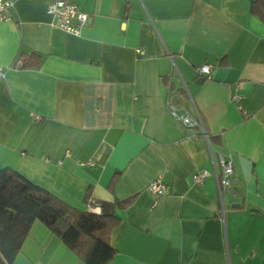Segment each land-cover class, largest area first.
<instances>
[{
  "label": "crops",
  "instance_id": "crops-1",
  "mask_svg": "<svg viewBox=\"0 0 264 264\" xmlns=\"http://www.w3.org/2000/svg\"><path fill=\"white\" fill-rule=\"evenodd\" d=\"M54 1L13 0L0 22V169L82 211L134 197L115 210L110 264H264L254 0H63L91 18L78 35L48 12ZM170 97L203 127L173 118ZM228 154L234 178L221 197L214 174L193 176L221 175ZM155 180L166 194L149 189ZM13 264L85 263L35 221Z\"/></svg>",
  "mask_w": 264,
  "mask_h": 264
},
{
  "label": "trees",
  "instance_id": "trees-1",
  "mask_svg": "<svg viewBox=\"0 0 264 264\" xmlns=\"http://www.w3.org/2000/svg\"><path fill=\"white\" fill-rule=\"evenodd\" d=\"M250 11L264 23V0ZM22 59V55L15 64ZM22 67V64L19 66ZM87 191L84 199H89ZM134 197L102 202L100 212L82 211L33 184L12 168L0 169V264H13L35 221L41 222L85 264H110L116 250L111 233L120 224L115 210L129 207Z\"/></svg>",
  "mask_w": 264,
  "mask_h": 264
},
{
  "label": "built area",
  "instance_id": "built-area-1",
  "mask_svg": "<svg viewBox=\"0 0 264 264\" xmlns=\"http://www.w3.org/2000/svg\"><path fill=\"white\" fill-rule=\"evenodd\" d=\"M13 5V0H0V22L8 21V11ZM48 12L58 18L59 26L66 32L78 35L81 29L90 23V16L88 13L82 11L78 5L69 3L63 0H55L48 6ZM20 64L17 62L16 65ZM199 74L204 77H209L211 66L207 63L202 64L198 68ZM5 76L3 68L0 67V80ZM236 98L237 95L235 94ZM167 109L170 115L177 121L181 122L186 127H203L200 118H193L190 115L180 111L178 104L170 97L167 101ZM220 163L222 166V173L219 175L217 170L209 171L202 169L196 172L193 176L197 184H201L209 175H215L219 194L222 195L230 189L234 178L233 158L231 155H221ZM149 189L157 195H164L168 192L167 188L159 181L155 180L149 185ZM97 205V204H96ZM92 207V211L100 212L99 205Z\"/></svg>",
  "mask_w": 264,
  "mask_h": 264
}]
</instances>
